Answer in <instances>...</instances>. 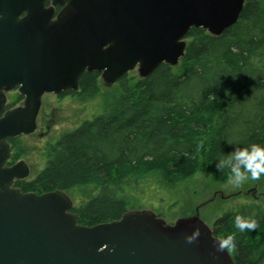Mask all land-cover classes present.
Here are the masks:
<instances>
[{"label":"water","instance_id":"1","mask_svg":"<svg viewBox=\"0 0 264 264\" xmlns=\"http://www.w3.org/2000/svg\"><path fill=\"white\" fill-rule=\"evenodd\" d=\"M245 3L0 0V264H234L198 215L168 224L153 211L130 210L81 225L67 192L24 193L14 183L29 176L28 166L7 163L9 140L36 130L45 94L78 91L86 71L112 84L135 69L147 78L162 64L176 66L190 29L221 35ZM15 89L24 103L7 110L6 93Z\"/></svg>","mask_w":264,"mask_h":264},{"label":"trees","instance_id":"2","mask_svg":"<svg viewBox=\"0 0 264 264\" xmlns=\"http://www.w3.org/2000/svg\"><path fill=\"white\" fill-rule=\"evenodd\" d=\"M181 66L162 64L147 78L129 73L117 81L119 95L103 112L63 133L42 149L45 166L32 180H16L22 192H68L95 185L97 193L75 202L78 223L94 226L119 220L143 207L142 197L159 196L151 177L179 183L209 166L217 170L236 148L264 146V8L247 0L238 21L215 36L192 28ZM97 72H84L78 95L100 94ZM23 98L15 95L13 104ZM7 165L27 154L20 138L10 139ZM14 164V163H13ZM264 181V178H263ZM240 214L257 221L254 230L234 227ZM216 237L232 234L234 264H264V205L249 201L226 210L212 226Z\"/></svg>","mask_w":264,"mask_h":264},{"label":"rangeland","instance_id":"3","mask_svg":"<svg viewBox=\"0 0 264 264\" xmlns=\"http://www.w3.org/2000/svg\"><path fill=\"white\" fill-rule=\"evenodd\" d=\"M258 1L264 8V0ZM188 41L186 39V42ZM180 66L179 61L175 67L178 69ZM129 75L139 76L138 70L130 71ZM98 87L100 94L90 100H80L76 94L60 96L47 93L43 96L36 130L29 135L18 137L26 145L27 154L12 162V165L19 161L25 162L30 170L27 180L36 178L44 168L42 149L48 143L55 142L63 133L78 128L84 121L109 108L119 95L117 82L108 84L100 77ZM6 94L9 108L23 105V98L18 104H13L15 95L20 96L18 90ZM263 178L264 174L257 180L249 178L240 186H235L229 182V176L216 178L208 165L176 184L163 183L151 177V184L159 187V196L155 198L145 194L141 198L143 207L140 210L153 211L168 224L182 217L198 215L212 229L215 221L226 210L234 211L240 202L256 201L264 205ZM97 191L98 187L88 185L76 187L67 194L75 204L81 199L92 198Z\"/></svg>","mask_w":264,"mask_h":264},{"label":"clouds","instance_id":"4","mask_svg":"<svg viewBox=\"0 0 264 264\" xmlns=\"http://www.w3.org/2000/svg\"><path fill=\"white\" fill-rule=\"evenodd\" d=\"M216 168L218 171L227 168L230 172L229 182L235 186H240L249 178L257 180L264 174V146L251 144L244 148H236L224 160L216 163ZM234 227L241 232L245 229L254 230L257 221L237 214L234 217ZM198 235L199 229H194L193 235L186 237V240L191 242ZM214 244L218 251L225 249L232 251L235 248L232 234L218 237Z\"/></svg>","mask_w":264,"mask_h":264},{"label":"flooded vegetation","instance_id":"5","mask_svg":"<svg viewBox=\"0 0 264 264\" xmlns=\"http://www.w3.org/2000/svg\"><path fill=\"white\" fill-rule=\"evenodd\" d=\"M60 9H61V8H59V7L56 8V11H55V12H56V15H57L58 12L60 11ZM16 90H18V89H16ZM7 93H8V92H7ZM75 93H78V92H75ZM60 96H61V95H60ZM6 97H8L7 94H6ZM23 99H24V98H23ZM6 109H7V110H9V109H13V108H9V106H8V98H7V108H6ZM15 164H16V163H15ZM13 165H14V164H13Z\"/></svg>","mask_w":264,"mask_h":264}]
</instances>
